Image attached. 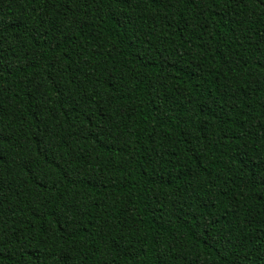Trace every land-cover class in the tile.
Segmentation results:
<instances>
[{"label": "trees", "instance_id": "trees-1", "mask_svg": "<svg viewBox=\"0 0 264 264\" xmlns=\"http://www.w3.org/2000/svg\"><path fill=\"white\" fill-rule=\"evenodd\" d=\"M0 264H264V0H0Z\"/></svg>", "mask_w": 264, "mask_h": 264}]
</instances>
